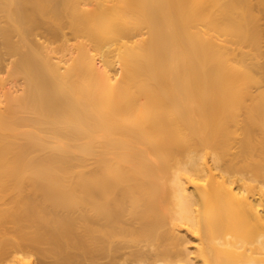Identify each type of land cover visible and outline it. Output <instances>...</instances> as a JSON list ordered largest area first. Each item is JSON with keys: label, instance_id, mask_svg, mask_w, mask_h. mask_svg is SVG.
Here are the masks:
<instances>
[{"label": "bare ground", "instance_id": "obj_1", "mask_svg": "<svg viewBox=\"0 0 264 264\" xmlns=\"http://www.w3.org/2000/svg\"><path fill=\"white\" fill-rule=\"evenodd\" d=\"M0 264H264V0H0Z\"/></svg>", "mask_w": 264, "mask_h": 264}, {"label": "rangeland", "instance_id": "obj_2", "mask_svg": "<svg viewBox=\"0 0 264 264\" xmlns=\"http://www.w3.org/2000/svg\"><path fill=\"white\" fill-rule=\"evenodd\" d=\"M0 74H1V75H5L6 73H5V72H3V71H1V72H0Z\"/></svg>", "mask_w": 264, "mask_h": 264}]
</instances>
